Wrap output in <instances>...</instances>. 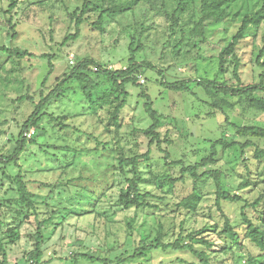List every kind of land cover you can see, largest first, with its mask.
I'll return each instance as SVG.
<instances>
[{
  "label": "rangeland",
  "instance_id": "obj_1",
  "mask_svg": "<svg viewBox=\"0 0 264 264\" xmlns=\"http://www.w3.org/2000/svg\"><path fill=\"white\" fill-rule=\"evenodd\" d=\"M92 2L96 7L84 16L88 19L80 26L78 38L64 43L67 36L75 34V18L83 0H0V45L29 53L17 58L0 51V154L11 153L21 125L41 96L70 74L79 61L91 59L111 70L125 69L128 47L134 39L133 47L141 46L136 61L153 66L139 69L137 84L162 115L158 131L163 140L171 141L162 143L170 160L194 164L210 153L212 142L221 138L240 143L250 140L254 144L243 153L239 147L218 146L215 163L200 170H219L225 190L241 197L238 202L221 203L230 225L240 234V245L232 244L221 232L224 217L215 205L213 179L206 177L198 182L200 199L194 209L184 207L181 203L193 191L192 179L185 176L172 187L162 182L179 177L180 167L166 165L155 145L148 159L138 165L142 180L139 187L142 192L153 194L149 199L152 207H123L120 196L133 172L130 165L120 166L119 160L121 156L147 151L148 139L142 130L151 121L144 111L141 88L133 84L126 85V105L118 121H112L115 103L110 101L119 96L118 92L106 78L92 74L97 81L92 88V101L83 95L78 81L69 79L66 95L52 100L43 110L53 115L40 122L44 130L30 128L25 134L27 145L17 161L0 164V237L6 264H28L26 256L34 248L32 236L43 220H49L42 229L44 264H72L74 253L106 258L110 264H201L189 251L161 249L117 263L118 257L128 256L142 243L156 238L167 243L179 237L208 254L211 264L264 263V252L244 237L241 216L245 204L244 213L254 222L264 213V159L254 157L256 146L264 149V139L237 136L233 127L264 128V113L249 108L245 98L208 94L195 83L190 92L170 91L162 86L158 73L161 70L167 81L217 77L219 83L237 87L232 57L219 73V54L244 15L261 12L259 22L249 27L235 51L241 84L257 83L263 71L255 62L263 46L262 0H236L225 19L205 27L204 36H195L193 30L198 18L197 1L187 4L178 14L174 30L170 25L176 0ZM113 5H122L125 10L110 12L99 24L101 10ZM49 56H54L53 67L47 75ZM22 96L30 99L22 100ZM255 96L260 98L263 94ZM19 173L32 193L35 209L25 210L19 202ZM245 183L248 185L242 187ZM258 198L260 204L253 206ZM201 237L210 241L212 247L203 245ZM78 264L101 263L81 259Z\"/></svg>",
  "mask_w": 264,
  "mask_h": 264
},
{
  "label": "trees",
  "instance_id": "obj_2",
  "mask_svg": "<svg viewBox=\"0 0 264 264\" xmlns=\"http://www.w3.org/2000/svg\"><path fill=\"white\" fill-rule=\"evenodd\" d=\"M198 3V18L194 24V34L195 36H204V29L210 23H217L225 19L227 16V10L236 0H176V8L173 10L171 14V25L170 29L174 30V27L178 24V14L184 11L187 4H191L193 2ZM262 11L264 12V0H262ZM14 4L12 3L11 6ZM123 5V4H122ZM122 5H113L110 8L102 9L98 16V23L101 24L103 18L109 14L110 12H122L125 9ZM95 4L92 0H83L82 7L80 13L76 15L75 18V34L69 35L64 39V43L68 39H77L79 36V29L82 23L88 19L87 16L84 17L89 11L95 9ZM260 13L256 12L252 15L245 14L243 19L241 20L240 26L236 33L232 36L227 46L222 50L219 54V73L223 71V66L226 63L227 59L231 56L234 61L233 73L239 85L237 87H232L226 85L224 82L219 83L217 81V77L214 80L208 79H200L198 81L192 79H181L175 81H167L165 79L164 73L160 70L158 73L161 76L160 83L162 86L167 88L170 91L174 92H190L192 88V84L195 83L199 86H202L208 94H219L230 97L237 98H245L247 100L248 107L257 111H261L264 113V34H263V46L259 50L255 62L258 66L263 68V71L259 74V81L254 84H245L242 85L240 82V77L238 75L239 61L235 55V51L237 46L241 42L242 39L245 38L246 32L252 24H257L260 20ZM134 39H132L128 49H129V58H128V66L125 69H117L111 70L102 66H99L91 59H83L79 61L76 66L72 68L70 74H66L63 78H61L55 86L45 95L41 96L35 110L30 114L27 119L23 122L20 127L19 134L14 142V147L9 155L0 154V164L9 165L11 162H16L19 155L25 150L27 145L26 133L30 130V128H35L36 131L44 130L42 126H40V122L42 119L47 116L49 119H52V114H47L44 112V108L48 105L52 100H58L64 95L68 90L67 84L69 79L74 78L81 86L82 93L85 97L92 101V88L97 85L96 78H92V74L100 75L103 78H106L111 86L115 88L118 92L114 101H110L113 104V112L111 115V119L114 122L118 121L119 114L121 110L125 107L128 91L126 90V85L133 84L138 85L141 88V96L144 99V111L149 117L151 124L149 127L142 130L143 135L148 139V149L143 154L134 155L131 157H120V166L130 165L131 171L133 172L132 178H127V186L126 190L120 196L121 204L124 208L130 207H152L153 204L149 202V199L153 197L151 192H142L139 187V182H141V178L138 176V165L140 161L148 159L151 154V147L155 145L157 149L162 153L163 159L168 166H176L180 167V176L177 178H165L162 182L167 183L169 186H174L175 183L179 180H183L185 176H189L192 179L193 183V191L192 194L186 199L185 202L181 203L184 207L188 209H194L196 204L200 199V195L197 191V184L204 178H212L215 185V205L217 209L221 212V215L224 217V226L221 232L230 239V242L234 245H240V234L236 232L230 222L228 217L223 213L221 208L222 201L226 202H238L241 201V197L236 194H231L226 191L223 185L222 175L219 170H205L200 172V170L206 166L212 165L217 160V147L220 146L223 149H232L235 147H239L241 153L244 152L245 148L254 146V144L250 140H246L244 143H240L235 140H227L225 138H221L211 143L210 153L201 158L200 161L194 164H186L183 160H170V155L166 148L162 147V143L166 142L171 144V141L168 139L163 140L160 137V132L158 131L161 127L162 115L159 114L153 108V101L149 97V95L145 92L144 88L137 84V73L142 67H153L148 62L138 63L136 61V53L141 49V46L133 47ZM180 45V44H179ZM0 51L3 53L15 56L17 58H22L29 53L25 50H20L19 48H9L4 45H0ZM54 56H49L48 60V73L51 72L53 64L51 62V58ZM47 75L44 77L43 84H45L47 80ZM220 75V74H219ZM263 94L262 97L257 98L255 94ZM22 100L30 99L28 96H22ZM102 100L104 98H101ZM57 120V118H55ZM61 125L60 123H58ZM235 134L244 138H258L264 139V128L254 125H246V126H237L233 125ZM33 141V140H29ZM254 157L257 159H264V149L255 147L254 149ZM16 184L17 191L19 194V202L23 205V209H35V202L31 199L32 193L29 192L27 183L25 182L23 176L19 173L16 176ZM248 183L242 185V187L247 186ZM263 197V196H262ZM261 202V198H258L253 206L259 205ZM247 206L245 204L242 207L241 216L244 221V237L247 238L250 242H252L255 246L260 248L262 252H264V213H261L257 218V221L254 222L244 213V208ZM1 203H0V227L3 224V220L1 218ZM20 207V206H19ZM20 210L17 211V213ZM27 217V216H26ZM49 220H43L38 222L36 232L33 234L34 248L30 252H28L26 256V261L28 264H44L42 262V243L44 240V235L42 233V229L44 224ZM22 223V222H20ZM12 241V240H11ZM200 242L206 247L211 248L212 243L204 238H200ZM161 249L163 251L172 250V251H189L192 253L201 264H211L209 260L208 254H206L202 250L196 249L192 243L185 242V239L182 237L177 238L173 242H163L160 238H156L151 243H142L140 244L131 254L126 257H118L117 263H123L129 259H137L140 257H146L148 252L153 250ZM0 250L2 252V259L0 264H6V252L4 248V244L2 242V238L0 237ZM83 259L87 262L91 263H101V264H110L111 260L106 258H100L98 256H92L86 253H74L71 257L72 264H78V262ZM255 262H253L254 264ZM264 264V263H261Z\"/></svg>",
  "mask_w": 264,
  "mask_h": 264
}]
</instances>
